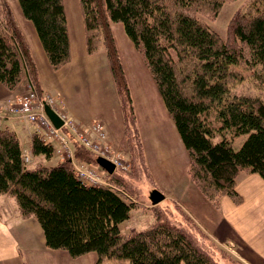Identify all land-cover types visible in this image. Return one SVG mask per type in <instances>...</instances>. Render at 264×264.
Returning <instances> with one entry per match:
<instances>
[{
  "label": "trees",
  "instance_id": "trees-1",
  "mask_svg": "<svg viewBox=\"0 0 264 264\" xmlns=\"http://www.w3.org/2000/svg\"><path fill=\"white\" fill-rule=\"evenodd\" d=\"M232 1L237 0H79L87 53L105 49L122 108L126 102L133 108V103L112 22L123 24L143 57L190 157L191 179L217 209L224 196L237 205L243 202L236 190L241 174L264 179V101L231 92L239 78L232 66L256 69L264 81V0H250L232 16L228 31L239 49L200 18L214 19ZM19 4L33 23L51 67L69 64L64 0H19ZM177 65L180 69L189 65L190 71L183 74ZM27 78L42 96L30 45L12 8L4 4L0 6V82L14 91ZM130 122L132 163L137 168L136 164L145 165V155L139 130L132 127L136 120ZM73 147L76 159L96 163L86 147L77 141ZM31 150L34 157L50 158L54 147L34 134ZM116 173L106 175L111 181L117 179L112 183L88 186L68 161L31 169L23 160L16 133L0 128V195L15 199L21 218L39 222L49 249L63 250L71 258L95 253L96 264L105 257L128 259L130 264H225L161 213L149 228L123 233L119 226L130 218L135 204L118 187H125L120 182L124 172Z\"/></svg>",
  "mask_w": 264,
  "mask_h": 264
},
{
  "label": "rangeland",
  "instance_id": "rangeland-1",
  "mask_svg": "<svg viewBox=\"0 0 264 264\" xmlns=\"http://www.w3.org/2000/svg\"><path fill=\"white\" fill-rule=\"evenodd\" d=\"M249 1L250 0H237L226 3L220 10L219 15L214 19L203 15H200V18L213 30L218 32L223 40H229L231 43L230 45H234L233 48L239 49L240 45L236 43V40H233V35L231 33L229 34V22L235 12L245 9ZM64 5L66 6V16L70 29H72L74 33L78 31L81 32L83 28V17L79 0H64ZM17 17L18 24H24V35L27 36L26 39L28 43H32L33 45V38H38L33 23L24 17L21 9L18 11ZM111 24L115 34L118 51L124 63V72L128 80L133 108L127 102L125 103V109L122 108V102L113 78L110 63L103 47L100 52L104 50V54L97 53L98 55H96L97 57L94 59L95 64H92L98 69V77L95 79L91 77L90 82H87L84 86L80 84L79 81L74 82L72 80V74L70 72H72L71 70H75L74 67L63 66L64 68L54 69L48 61L44 64L40 62L37 64L34 58L37 64L40 81L43 83L44 88L46 85L52 92L49 93L43 90V95L40 96L35 88L38 96L44 98L46 94H51L55 98V103L60 109H62L63 106H69L71 111L79 112L81 116H84L88 120L101 123L104 121L108 130H110L112 138L113 144L112 146L110 145V147L120 154L125 161L132 162L133 159L132 152L134 150H132V146L130 145V139L132 142L134 141V130L128 123L134 119L136 120V124L132 125V127H137L139 130L138 134L141 138L142 148H144L146 153L145 160L146 164L149 166V170L146 169V165L136 164L137 168L133 165L128 171L122 173L123 176L121 178H123V180L120 182H122V185L125 187H118L122 188L128 200L133 201L135 204L134 209L131 211L130 218L119 226L123 233L142 231L149 228L154 224L156 214L158 215L161 213L160 215L166 216L172 223L175 222L178 227L186 231L195 243L214 254V257L218 261L224 262L225 264H238L237 262L240 261V264H246L235 255V249L231 247L230 243L226 245L220 243V240L209 232L211 231L209 223L206 224L202 222L205 217L211 215L216 216L217 214L215 212H217V208L203 196L195 182L191 179L189 174V155L188 160L185 156H181V158L175 157L164 162L162 161L160 148H163V151L168 148L180 152L178 143L179 134H177L176 126L165 109L159 90L143 57L134 49L133 43L128 39L124 31L123 24L114 22ZM87 64L88 63H86V65ZM176 67L177 70H181L183 74L190 71L189 65L182 69H180L178 65ZM231 69H233L236 74H239V78H237L231 86V92L233 94L258 97L264 101V81L258 78V71L256 69H249L245 65L232 66ZM87 78V74H84L85 81H87ZM24 81L26 82L27 91L28 78ZM81 82H83V80H81ZM94 82L95 84H93ZM31 83L34 85L33 81ZM23 95L17 97L12 102L1 104L0 107L4 112H7L20 101ZM80 95H83L82 101L79 98ZM130 110L132 111L130 112ZM127 125H129L128 128H126ZM1 128L4 129L5 124L2 125ZM62 134L69 139L73 149L74 142L68 137L70 134L67 130H62ZM93 138H95V136ZM234 142L238 143V140L235 139ZM77 143L83 146L79 141H77ZM53 147L54 152L50 158L47 159L45 157V160L40 161L32 156V160L28 164V167L34 169L38 164L55 166L60 160L61 162L67 161L63 159L61 155L59 156L58 145L54 144ZM168 156H171V154L168 153ZM117 174L118 173H116L115 176H117ZM108 180L112 183L114 182L113 180L117 179L114 178L112 181L110 179ZM155 187L161 189L165 195V199L157 205H153L150 199V193ZM196 199L198 202L194 204L193 200ZM204 202H207L212 208L204 205ZM209 218L212 219V217ZM31 219L34 220L36 224H39L33 217H31ZM213 237H215V239ZM233 245L235 246L236 244ZM57 252H59L57 254H62L63 251L58 250ZM89 258L90 257L81 259L78 263L73 264H88ZM235 259L238 261H235ZM30 264H34V261ZM43 264L68 263H66V260L60 257V255L52 254ZM99 264H130V261L128 259L105 257Z\"/></svg>",
  "mask_w": 264,
  "mask_h": 264
},
{
  "label": "crops",
  "instance_id": "crops-1",
  "mask_svg": "<svg viewBox=\"0 0 264 264\" xmlns=\"http://www.w3.org/2000/svg\"><path fill=\"white\" fill-rule=\"evenodd\" d=\"M4 4H8L12 8L16 18H18V11L21 9L19 0H0V6ZM64 7L66 8L65 5ZM19 25L25 33L24 24ZM68 33L71 61L64 67H74L75 70H71L72 72H70L72 74V80L74 82L79 81V83L84 86L87 82H90L91 77L93 79L98 77V69L92 64H95L94 59L97 57L96 55L99 53L104 54V50L94 55H89L87 53L84 24L81 32L78 31L76 33L72 32L68 24ZM29 45L37 64L39 62L41 64H44L46 61L49 62L39 36L38 38H33V45L32 43H29ZM86 63L88 64L86 65ZM84 74H87V81L84 80ZM81 80H83V82H81ZM93 84H95V82ZM41 86L45 92L52 93L46 85L44 88L42 82ZM25 92V81L14 91L8 90L0 82V105L14 101ZM82 96L83 95L79 96L81 101L83 98ZM63 109L84 126L94 123V121L81 116L79 112L71 111L69 106H63ZM102 123L106 128L107 139L112 145L110 130H108L104 121ZM4 124L5 128L16 133L22 148L32 156L31 140L35 131L34 128L32 126H27L20 120L11 118L3 120L0 128ZM178 140L180 152L168 148L163 151V148H160V156L163 162L175 157L181 158V156H185L188 160V154L180 136ZM168 153H170L171 156H168ZM145 154L144 151V155ZM36 158L40 161L45 160V156L43 155L37 156ZM59 163H61V160ZM145 165L147 166V170H149L146 160ZM154 189H158L163 193V191L157 187ZM236 190L243 198L241 204L237 205L230 197L225 196L220 200V207L216 209L217 212L215 213L217 215L209 216L212 217V219L205 217L202 222L206 224L209 223L211 228L209 232L216 236V238L220 240V243L225 245L230 243L231 247L235 249V255L246 264H264V179L259 174H243L238 177ZM193 202L195 204L198 201L196 199L193 200ZM204 205L212 208L207 202H204ZM213 238L215 239V237ZM233 244L236 245L234 246ZM57 251L58 250L49 249L46 246L45 235L40 224H36L31 218L23 219L20 217L16 201L12 196L0 195V264H30L32 261H34V264H43L52 254L60 255L68 264L78 263L81 259H86L87 257H90L88 264H96L97 261V257L93 253L86 254L79 258H71L65 251L62 250V254H57L59 253Z\"/></svg>",
  "mask_w": 264,
  "mask_h": 264
},
{
  "label": "built area",
  "instance_id": "built-area-1",
  "mask_svg": "<svg viewBox=\"0 0 264 264\" xmlns=\"http://www.w3.org/2000/svg\"><path fill=\"white\" fill-rule=\"evenodd\" d=\"M32 81L28 79L27 92L21 97L16 105L12 106L7 112L0 107V123L6 118H16L27 124L33 125L41 137V140L46 143H56L59 147V154L63 159L70 161L73 164L76 176L79 180L88 186L106 184L99 170L93 166L77 163L75 161L74 152L70 145L69 139L62 134V129H57L45 113V103L50 105L62 118L63 127L67 132L79 141L86 148L90 149L96 155L106 158L111 161L117 169L128 171L131 167L129 161L118 154L110 147L107 141L104 126L96 122L89 127H84L76 122L66 112L62 111L55 103V98L51 94H46L41 99L35 90ZM69 130V131H68ZM95 136V138H93ZM25 163L30 161V157L26 152L23 153Z\"/></svg>",
  "mask_w": 264,
  "mask_h": 264
},
{
  "label": "water",
  "instance_id": "water-1",
  "mask_svg": "<svg viewBox=\"0 0 264 264\" xmlns=\"http://www.w3.org/2000/svg\"><path fill=\"white\" fill-rule=\"evenodd\" d=\"M45 111H46L47 115L49 116V118L51 119V121L53 122V124L57 128L62 126V124H63L62 120L49 106L45 105ZM97 163L101 167H103L106 171H108L109 173H113L115 170V166L103 158H98ZM150 199H151V202L153 205H157L165 199V196L159 190L154 189L150 193Z\"/></svg>",
  "mask_w": 264,
  "mask_h": 264
}]
</instances>
